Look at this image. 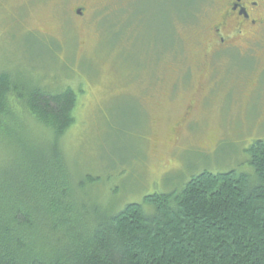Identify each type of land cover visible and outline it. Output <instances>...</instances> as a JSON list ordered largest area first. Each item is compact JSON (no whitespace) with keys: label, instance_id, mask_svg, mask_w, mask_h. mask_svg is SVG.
I'll return each instance as SVG.
<instances>
[{"label":"rangeland","instance_id":"1","mask_svg":"<svg viewBox=\"0 0 264 264\" xmlns=\"http://www.w3.org/2000/svg\"><path fill=\"white\" fill-rule=\"evenodd\" d=\"M195 5L206 7L0 0V67L48 93L75 89L74 122L61 146L74 179L94 178L89 186L104 208L180 189L202 170H251L245 148L264 139V43L252 45L256 58L234 51L210 58L200 44L209 22L192 16ZM176 15L194 19L172 26Z\"/></svg>","mask_w":264,"mask_h":264},{"label":"trees","instance_id":"2","mask_svg":"<svg viewBox=\"0 0 264 264\" xmlns=\"http://www.w3.org/2000/svg\"><path fill=\"white\" fill-rule=\"evenodd\" d=\"M76 103L0 67V264H264V139L245 148L251 170H202L109 210L65 160Z\"/></svg>","mask_w":264,"mask_h":264},{"label":"flooded vegetation","instance_id":"3","mask_svg":"<svg viewBox=\"0 0 264 264\" xmlns=\"http://www.w3.org/2000/svg\"><path fill=\"white\" fill-rule=\"evenodd\" d=\"M198 2L206 3V7L200 9V6L195 5L196 9L192 11V16L194 14L196 19L209 22L207 32L204 31L208 33L207 39L200 44L202 48L208 47L210 58L218 56L226 58L231 51L239 55L258 57L259 52L255 53L256 49L252 45L264 43V0H198ZM199 9L203 11L201 16L195 13ZM77 11L78 14H83L81 8ZM263 67L259 68V73ZM210 69L213 73L214 68Z\"/></svg>","mask_w":264,"mask_h":264}]
</instances>
